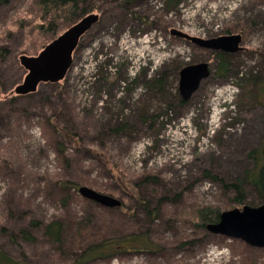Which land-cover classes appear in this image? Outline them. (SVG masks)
I'll list each match as a JSON object with an SVG mask.
<instances>
[{"label":"rangeland","instance_id":"obj_1","mask_svg":"<svg viewBox=\"0 0 264 264\" xmlns=\"http://www.w3.org/2000/svg\"><path fill=\"white\" fill-rule=\"evenodd\" d=\"M261 1L136 0L132 15L97 3L93 12L99 21L79 41L64 80L40 84L34 94L17 98L15 107L25 118L8 136L0 132L1 249L25 264H64L65 256L31 222L67 215L70 223L76 221L67 229L70 235L83 221L95 232L102 227L110 236H125L129 220L143 219L133 195L139 191L152 204L162 197L168 203L156 222L160 248L90 264H264V249L206 236L174 216L185 206L184 198L221 212L259 206L250 184H244V204L238 205L205 172L230 184L252 169V153L264 160V91L256 100L250 85L264 76ZM39 15L34 0L0 5V48L10 52L7 62L0 60V100L26 74L9 68L11 58L36 55L70 27L62 21L56 33H40L33 29ZM239 22L246 30L244 50L227 54L225 75L216 72L215 52L170 34L177 29L208 39L238 33ZM198 62L209 63L211 73L181 103L179 72ZM158 78L165 80L161 90L150 86ZM212 117L220 118L219 127ZM54 125L69 129L67 137ZM150 175L156 185L134 189ZM63 181L76 192H64ZM82 186L119 199L125 208L89 202L78 193ZM21 229L35 239L26 240Z\"/></svg>","mask_w":264,"mask_h":264},{"label":"trees","instance_id":"obj_2","mask_svg":"<svg viewBox=\"0 0 264 264\" xmlns=\"http://www.w3.org/2000/svg\"><path fill=\"white\" fill-rule=\"evenodd\" d=\"M8 0H0V5L7 3ZM136 0H34V4L40 9L39 22L33 26V29L38 30L40 33H56L60 22L73 25L78 19L83 17L86 13L93 12L96 9L97 3H104L113 8L123 12L126 15H132V5ZM172 0H167L170 4ZM264 4V0L261 1ZM145 22L146 18H141ZM237 34L243 37L246 34L241 22ZM251 25H256L255 22L251 21ZM239 26V25H238ZM230 33L231 30L227 29ZM9 50L0 48V60L2 63L7 62L10 59ZM227 53L215 52V58L217 59V70L218 74L225 75L228 70ZM12 63L9 64V68L19 71L24 74L25 70L20 66L19 61L16 57H12ZM7 66V67H8ZM165 80L158 78L150 82L152 88L161 90ZM250 85L253 86L255 95L254 98L257 100L258 96L264 91V76L255 77L250 80ZM2 86V85H0ZM58 91V90H57ZM57 93V92H56ZM54 91V94H56ZM34 94V93H32ZM29 95L16 96L12 93V89L9 93L3 95V99L0 100V132L3 135L8 136L13 130L20 128V122L23 121L22 111H18L15 107V100L17 98H25ZM181 99V103H184ZM55 126V125H54ZM56 127V126H55ZM59 134L62 138L67 137L69 129L58 128ZM251 154L254 160V165L250 171H246L245 175L241 179H236L230 184L224 183L218 180L216 176L210 174L209 171L205 172L206 177L209 179L216 180L220 183L221 189L232 195L234 202L238 205H243L245 200V189L244 184H250L256 191L258 197V204H264V160H261ZM157 178L154 176H148L135 183L134 189H139L144 184L156 185ZM63 191L68 193L70 189H76L68 181L61 183ZM135 197V203L140 206L142 212V218H137V222L129 220L131 230L127 231L124 236L122 233L110 236L106 234L104 229L100 227L99 232H95L93 227L89 224H85L83 221L77 225V230L70 235V227L76 224L63 215L58 218L48 220L46 222L33 221L31 226L35 227L39 232L41 231L51 245L57 246V251L61 256H65L64 264H90L98 260H106L114 255L126 252V251H144V252H155L156 249L160 248L156 241V222L164 215L165 208L168 205L165 198L157 199L156 203L152 204L151 199L140 195L139 191L133 193ZM186 197V196H185ZM83 202H88L83 200ZM90 202V201H89ZM185 206L177 213H175V219L186 223L193 229L198 230L201 234L209 235L206 230V225L211 223H217L219 221L220 209L214 205H204L201 203H188L184 198ZM104 208V207H103ZM123 203L120 207L115 208L116 210H123ZM127 210V208L125 209ZM126 213L130 214V210ZM167 214V212H166ZM74 215V214H73ZM76 218V215H75ZM176 222V221H174ZM134 223V224H133ZM122 230V229H121ZM123 231V230H122ZM19 234H22L26 240H34L32 233H29L25 229H21ZM0 264H25L12 257L7 252L3 251L0 247Z\"/></svg>","mask_w":264,"mask_h":264},{"label":"water","instance_id":"obj_3","mask_svg":"<svg viewBox=\"0 0 264 264\" xmlns=\"http://www.w3.org/2000/svg\"><path fill=\"white\" fill-rule=\"evenodd\" d=\"M98 21V13H88L47 43L36 55L21 54L18 60L26 74L22 82L14 87L12 93L16 96L29 95L35 93L40 84L58 83L64 80L72 65V55L80 39ZM170 34L209 51L234 54L244 49L240 34L221 35L208 39L191 36L177 29H171ZM210 73V65L207 62L183 67L179 72L178 80V94L181 99L188 101ZM262 153L264 154V147ZM78 193L84 199L94 201L103 207L117 208L122 204L119 199L88 187H79ZM206 230L213 235L239 239L249 246L264 249V204L257 207L244 205L241 209L234 208L221 212L219 221L207 224Z\"/></svg>","mask_w":264,"mask_h":264},{"label":"built area","instance_id":"obj_4","mask_svg":"<svg viewBox=\"0 0 264 264\" xmlns=\"http://www.w3.org/2000/svg\"><path fill=\"white\" fill-rule=\"evenodd\" d=\"M211 123L213 124V126H215V128H217L218 127V124H219V118L212 117Z\"/></svg>","mask_w":264,"mask_h":264},{"label":"flooded vegetation","instance_id":"obj_5","mask_svg":"<svg viewBox=\"0 0 264 264\" xmlns=\"http://www.w3.org/2000/svg\"><path fill=\"white\" fill-rule=\"evenodd\" d=\"M243 50H244V49H243ZM243 50H242V51H243ZM208 51H209V50H208ZM211 52H214V51H211ZM240 52H241V51H239V52H237V53H240ZM234 54H236V53H234Z\"/></svg>","mask_w":264,"mask_h":264}]
</instances>
